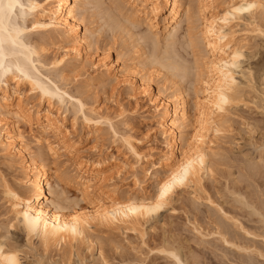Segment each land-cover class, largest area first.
Listing matches in <instances>:
<instances>
[{"label":"rangeland","instance_id":"rangeland-1","mask_svg":"<svg viewBox=\"0 0 264 264\" xmlns=\"http://www.w3.org/2000/svg\"><path fill=\"white\" fill-rule=\"evenodd\" d=\"M85 1L80 11L84 14L83 25H92L94 35L83 60L78 61L68 53L64 61L53 68L49 63L64 54L61 47L65 44L49 39L48 32L31 31L27 36L39 44V38H48L44 44L41 43L45 48L42 53L46 65L43 73L51 76L70 94L80 96L88 107L108 114L119 132L130 135L137 144L142 155L139 162L119 140H115L106 126L86 139L90 128L78 120L75 133L85 141L81 147L82 154L91 157L101 154L109 167H113L112 171L118 170L112 175L113 179L107 181L109 191L118 196H150L156 190L158 157L166 151V140L157 131L153 117V103L148 95L133 93L128 84L108 78L101 72L100 64L93 63L100 53L109 52L110 60H117L123 68L134 71L133 83L150 85L152 94L157 95L156 104L161 105L165 98L174 100L177 88L192 104L195 90L202 92V86L195 83L196 72L199 71L196 61L207 53L201 41L200 20L196 13L192 15L190 26H194L193 33L200 41L195 50L199 57L196 55L195 60L194 49L186 37L188 21H183L182 29L168 38L162 33L163 17L167 13L160 16L156 39L144 20L131 15L137 1ZM224 1L231 3L233 0L216 2ZM259 1L262 5L254 16L235 23L230 29L231 45L242 49L244 56L234 68L238 84L235 98L220 117L221 130L212 134V152L208 157L210 171L202 177V189L177 190L174 201L161 209L155 218H141L113 229L92 226L89 242L68 241L45 247L36 237L27 236L13 220L10 203L0 186V240L6 247L18 250L22 264H176L161 250L167 242L166 245L181 250L183 264H264V215H261L264 214V0ZM90 53L92 56H87ZM167 64L170 68L171 64L175 67L168 70ZM8 83L6 88L4 83L0 85V98L6 92L9 101L16 103L23 93L26 101L37 103V96L29 93L28 84H17L14 78H10ZM47 104L44 100L41 107L45 109ZM52 106L50 111L55 115L59 105ZM64 113L66 117H63ZM57 116L67 128H71L74 122L71 109L63 113L61 110V115ZM12 121L15 122L13 134L32 151H38L35 150L38 148L35 128L24 122L17 123L15 118ZM56 153L51 167H61L60 173L65 177L62 181L51 179L52 187L57 191L53 200L58 201V198L66 212H71L75 204L83 206L89 199L96 200L100 195L98 190L94 189L91 195L84 194L74 180L77 172L73 161H69L61 149ZM110 157L113 158L111 162ZM15 158L10 160L0 151V176L23 189L24 172L16 163L20 160L17 158L15 161ZM50 160L53 162L51 157ZM134 165L138 167L137 172ZM222 234L225 235L223 238ZM225 237L231 242H224Z\"/></svg>","mask_w":264,"mask_h":264},{"label":"bare ground","instance_id":"bare-ground-1","mask_svg":"<svg viewBox=\"0 0 264 264\" xmlns=\"http://www.w3.org/2000/svg\"><path fill=\"white\" fill-rule=\"evenodd\" d=\"M131 1H137L136 4L140 2L139 5L133 6L131 15L144 20L155 38L159 35L157 26L160 16L167 13L163 17L162 33L168 38L182 29L183 21H188V44L194 49V57H199L195 50L197 51L196 47L200 41L193 33L194 26H190L193 22L192 15L196 13L200 20L201 41L207 52L203 59L201 56V59L195 57L197 70L199 69L195 83L202 86V92L200 89L195 90L192 104L184 98L180 88L175 90L174 100L165 98L161 105L156 104L157 95L152 94L150 85L142 83L138 86L133 83L134 71L123 68L117 60H110L109 52L100 53L96 63H93L100 64L101 72L108 78L128 84L133 93L142 92L148 95L149 101L153 103V117L156 119L157 131L166 140V151L158 157L159 175L155 178L156 190L150 196H118L109 191L107 181L112 180V175L118 170L112 171L113 167H109L106 158L100 157L101 154L98 157L82 154L81 147L85 141L76 136L78 120H81L83 126L90 128L86 139L90 138L91 133L106 126L112 136L116 137L115 140H119L136 162H139L142 155L137 144L130 135L119 132L113 118L108 114L88 107L80 96L70 94L42 71L46 65L42 59L45 48L41 43L48 38L65 44L61 47L64 54L49 63L53 68H57L68 53H72L76 60L81 61L86 55V50H90L93 27L83 25L84 14L80 12L86 1L0 0V85L4 83L6 88L8 80L14 78L17 79V84H28L29 93L37 96L36 104L26 101L23 93H20L16 103L9 101L10 97L6 92L0 98V151L10 160L14 157L15 161L17 158V161L20 160L16 163L20 164L24 172V188L21 189L19 184L12 183L3 176H0V186L10 203L13 220L27 236L36 237L45 247L52 244L62 245L68 241L89 242V230L92 226L113 229L141 218H155L161 209L174 201L173 196H176L177 190L202 189V177L210 171L208 157L212 152V134L221 130L220 117L226 113L235 98L238 84L234 68L241 63L244 56L242 49L231 45L230 29L235 23L254 16L262 5L259 0H233L231 3L216 2L218 0H129ZM195 7L196 9H193ZM31 31L48 32L50 35H47V39L39 38V44L27 36ZM87 56L91 57L92 54ZM167 65L165 66L168 70L175 67L172 64L171 68L170 64ZM44 100L48 102L45 109L41 107ZM54 104L59 105L55 115L50 111ZM70 109L74 122L71 128H67L57 115H61V110L63 113ZM62 115L66 117L65 113ZM13 118L17 123L24 122L35 128V140L39 148L35 150L38 151H32L13 134ZM51 138L54 141H50ZM58 149L67 155L69 161H73L77 172L74 174V180L80 185L82 192L91 195L92 191L97 189V194H100L96 200L89 199L83 206L75 204L71 212L65 211L58 198V201L53 200L57 191L52 187L51 179L62 181L65 177V174L60 173L61 167H51ZM50 157L54 159L53 162ZM110 158L109 162L113 160ZM133 168L138 171L137 166L134 165ZM256 212L260 213L258 210ZM248 232L246 231V234H249ZM225 238L224 242H231ZM166 244L164 248L163 244L161 245L162 252L175 260L176 264H183L181 250ZM239 246L236 245V248ZM21 259L16 248L6 247L4 241L0 240V264H22Z\"/></svg>","mask_w":264,"mask_h":264}]
</instances>
